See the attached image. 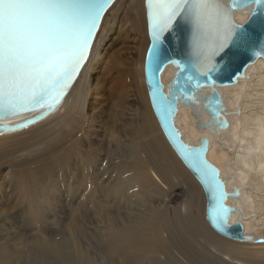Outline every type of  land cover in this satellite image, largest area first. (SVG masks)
<instances>
[{
  "label": "bare ground",
  "instance_id": "obj_1",
  "mask_svg": "<svg viewBox=\"0 0 264 264\" xmlns=\"http://www.w3.org/2000/svg\"><path fill=\"white\" fill-rule=\"evenodd\" d=\"M134 3L135 0H117L107 13L102 26L106 23L112 25L109 35L105 36L103 28L100 29L84 72L59 109L42 123L14 135L18 139L29 136L30 140L43 144L61 138L63 148L60 151L64 150L68 155H72L73 148L79 146L76 154L85 164L84 175L89 172L91 176L90 183L93 180H97L98 184L103 181L101 175L90 170L91 160H96L103 148L115 165L108 169L105 166L103 172L109 170L114 177L117 172L118 179H124L128 187V190H116L124 191V194L126 191L129 201L125 199L127 213L107 219L103 239L99 243L93 240L92 247L85 248L78 240L71 249L62 251L58 256L64 264H126V260L131 259L139 260L135 264H202L206 263L203 255L210 246L225 256L223 260L211 253V264H264V61L260 59L253 68H249L248 76L237 84L218 89L223 94L230 124L227 130L220 131L218 137L212 136L209 129H197L196 120L184 106L180 107L176 120L184 138L196 145L201 137L210 140L209 162L220 170L229 193H233V187L240 191L236 200L229 198L227 201V205H234L240 210L231 223L240 222L244 227L246 241H235L216 233L207 220V230L203 221V226L197 225L198 213L205 216V195L171 148L150 106L144 78V59L149 45L144 0L137 3L141 10L139 14L134 13ZM116 11L119 12L115 15ZM126 17L128 29L121 34V23ZM236 17L242 23L248 15L238 12ZM141 24L143 30L140 29ZM138 31L142 33L140 39ZM101 35H104L102 45L99 44ZM118 40L122 43L120 48L115 47ZM95 52L99 58L94 61L92 56ZM94 62L95 67L87 70ZM106 72L110 78H103ZM174 73V68L167 69L164 84L169 83ZM237 109L241 111L239 116ZM33 115H22L5 123L14 125ZM104 118H108L107 127L103 124ZM204 119L207 121L208 117L204 116ZM100 130L106 134L95 141L94 137H101ZM27 148H21L20 152H25ZM66 154L57 156V160L65 163L61 168L68 165L64 160ZM29 155H32L31 152ZM24 163L28 164V161ZM27 168L22 170L26 172ZM192 183L202 198L198 208ZM99 186L102 192L108 190L103 183ZM177 187L181 188L186 198L171 208L168 200ZM197 235L206 241L207 248L201 243V250L191 249V242ZM44 246L43 242H39L34 250L44 249ZM0 249V264H12L5 259L10 250L5 245ZM53 249L59 250L54 246ZM92 251L102 254L104 262L97 263L99 260L92 257ZM59 263L62 264L61 261Z\"/></svg>",
  "mask_w": 264,
  "mask_h": 264
},
{
  "label": "snow or ice",
  "instance_id": "obj_2",
  "mask_svg": "<svg viewBox=\"0 0 264 264\" xmlns=\"http://www.w3.org/2000/svg\"><path fill=\"white\" fill-rule=\"evenodd\" d=\"M112 3L113 0H0V119L37 107L52 110L60 103L87 59L102 13ZM253 3L264 11V0ZM147 8L152 36L147 62L150 77L163 63L165 33L173 30L178 19L193 26L194 46L203 57L196 71L206 77L218 70L212 57L226 61V68L232 57L252 43L251 34L231 24L227 12L212 0H147ZM209 29H214L217 36L210 53L200 42ZM172 63L181 67L176 61ZM152 95L162 116L174 113L171 101L163 96L158 84L153 86ZM209 111L214 120L218 119L216 110ZM178 147L186 158L199 160L198 167L206 176L210 174L212 190L219 191L222 200L215 169L184 145ZM228 211L222 207L212 210V222L220 231L226 230Z\"/></svg>",
  "mask_w": 264,
  "mask_h": 264
},
{
  "label": "rangeland",
  "instance_id": "obj_3",
  "mask_svg": "<svg viewBox=\"0 0 264 264\" xmlns=\"http://www.w3.org/2000/svg\"><path fill=\"white\" fill-rule=\"evenodd\" d=\"M125 1L127 0H124V2ZM135 2L136 3L133 4L134 13L139 14L140 6L137 4L139 3V0H135ZM118 12L116 11L114 14L116 15ZM127 19L128 17H126L121 23L123 27L121 34H125V31L128 29L129 22H127ZM101 28H103L102 34L107 36L109 35V30L112 28V25L110 23H106L104 27L102 26ZM140 29L143 30V24H141ZM141 34L142 33H139V39L141 38ZM104 35H101L100 37L99 44L101 45L104 43ZM121 45V40H118L115 47L120 48ZM113 49L114 45L111 50ZM111 54L112 53H110V55ZM92 58L95 61L96 59L98 60L99 56H97L95 52L93 53ZM95 65V62L92 63V65L90 64L87 70H91L95 67ZM92 75L93 72L90 71V76ZM103 78H110L109 73L106 72ZM104 119L106 122L104 121L103 124L107 127L106 123L108 122V118ZM100 132L101 133H99V135L101 137H94V140L96 139L95 141H99L104 138L106 133L103 130H100ZM16 134L17 133H14L6 138L0 136V246L5 245L7 249L10 250V253H8L5 257L7 263L61 264L59 263L61 261L62 264H64L62 259L58 256L62 251L71 249L73 245L78 242V240L80 241V245L85 248L92 247L93 240L95 243H99L103 239V232L106 228L107 219L110 216H119L120 214L123 215L127 213L125 209L127 202L129 203V201L127 195H125L126 191L124 194V191L117 192L116 190H128V187L124 184V179H118L116 176L118 175L117 172L114 173L115 177L109 173V170L107 173L103 172L102 169L105 166L107 169L108 167L115 166L108 151H104L103 148L102 151L100 150L99 152L100 156L96 160L95 158L91 160L92 166H90L92 173L95 172V174L101 175L103 181H100L98 184L97 180H93L90 183L91 176L89 175V172L84 175L85 164L81 161L80 156L76 154L79 150V146L73 148L74 150H72V155L70 154V156L66 154L64 150L60 151L62 150L61 148H63L61 138L52 141H45L44 144L39 141L41 142L39 144L37 140L36 142L35 140H30L29 136H22L21 139H18L17 136H14ZM25 147H28L27 150L21 153L20 149ZM30 152L34 157L29 155ZM40 154L41 156H38ZM64 154H66L64 160L67 161L68 165L61 168V165L65 163L57 160V156ZM21 157L23 158L21 159ZM31 160L32 163L30 162ZM249 160L250 158L247 161ZM27 161L28 164L24 163ZM20 162L22 163L20 164ZM21 165H25L24 168L29 167L26 172L23 171L24 168ZM69 170L72 171L70 172ZM189 181L192 182L190 178ZM101 183H103L104 186H107L108 190L106 192L101 191L99 186ZM192 186L194 189V184ZM194 192L196 199L198 200V202H196V206L198 208L200 203L199 200H202V198L199 192H197L199 195L196 193L195 189ZM125 196L126 198H124ZM185 198L186 196L183 192H181V188L177 187L175 188L174 193H172V198L168 200V206L171 208L176 207ZM101 206L103 208H100ZM133 206L136 207V204ZM78 208H80V210ZM100 209L103 211H100ZM261 209L263 210V207ZM99 212L100 215H98ZM111 212L115 214H112ZM198 215V222L196 221L197 225H204L205 230H207L208 227L207 224L205 225L206 218L204 214L202 215L200 212ZM202 221L203 225H201ZM187 238L189 240H193L191 237ZM201 238L202 237L197 235L195 241H193V243L191 242L192 250H201L202 245H204L205 248L208 247L206 245V241ZM39 242H43L45 245L44 249L34 250V246H37ZM53 246L55 249L58 248L59 250H54ZM92 252V257L99 260L97 263L104 262L102 260V254L94 253V251ZM211 253L214 254V257H221L225 260V256L216 251L213 247L209 246V251L203 255L206 263L202 264L212 263L210 259ZM138 261L139 260L136 259L126 260V264H135Z\"/></svg>",
  "mask_w": 264,
  "mask_h": 264
},
{
  "label": "water",
  "instance_id": "obj_4",
  "mask_svg": "<svg viewBox=\"0 0 264 264\" xmlns=\"http://www.w3.org/2000/svg\"><path fill=\"white\" fill-rule=\"evenodd\" d=\"M116 1L117 0H113V3L102 13L93 40L91 41V47L87 52V59L82 62V66L77 70L75 77L71 81L70 87L66 89L65 95L60 100V103L52 110H49L47 107H37L32 111H24L19 115L0 119V136L14 134L38 125L59 109L89 62L104 18ZM212 2L221 6L222 11L227 12L231 24L243 28L251 34V45L246 50L241 51L232 57L226 68H223L226 61L220 60L219 56L212 57V63L217 65L218 70L213 71L210 76L206 77L196 71L203 57L198 55L197 49L194 46L193 26L190 22L184 19H178L173 30L165 33L162 50L163 63L150 77L147 62L148 50L152 47V36L148 19L147 0H144L146 31L149 40L144 59V78L150 106L159 127L177 157L200 185L205 195V217L208 225L223 237L235 241H246L243 224L240 222L231 223L233 216H236L240 210L236 209L234 205H227L228 199L231 198L236 200L240 195V191L236 187H233V193H229L226 184L221 178L220 170L209 162L207 155L210 149V140L206 137H201L199 144L196 145L187 138H184V133L176 125L179 109L181 106H184L196 120L197 129H209L211 130L212 136L218 137L220 131L227 130L230 126L228 121L229 114L224 103V97L218 89L237 84L241 79L248 76L249 68H253L260 59L264 61V11H261L260 6L253 3V0H212ZM238 12L247 14V20L240 23L236 17ZM216 39L217 36L214 29H209L200 37L201 44L205 46V52L210 53V49ZM172 61H176L181 67H177ZM218 61L219 63H217ZM169 67L174 68L175 73L169 83L164 84L163 77ZM181 68H184L185 71L181 72ZM178 75H180V79H177ZM157 84L162 89L163 96L171 101L175 110L169 117L161 115V112L156 106L157 102L154 101L152 95L153 86ZM209 109L216 110L218 119H213V115ZM240 112V109H237L238 116L240 115ZM22 115L33 116L22 122L15 123L14 125L5 123L7 120ZM204 116L208 117L207 121L204 119ZM178 144H182L187 149L192 150L194 155L198 154L199 158L202 159L204 163H206L211 169H215V179L221 186L223 192L222 200L219 199V191L214 192L212 190L213 186L209 182L210 174L209 176L203 174L198 167L199 160L186 158L184 152L178 147ZM220 207L229 210L225 231H220L212 222V210L214 208L219 209Z\"/></svg>",
  "mask_w": 264,
  "mask_h": 264
}]
</instances>
